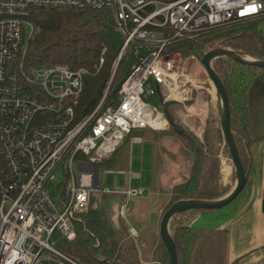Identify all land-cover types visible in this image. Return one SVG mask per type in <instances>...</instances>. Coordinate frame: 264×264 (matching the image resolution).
Instances as JSON below:
<instances>
[{
	"label": "built area",
	"instance_id": "2783aa9c",
	"mask_svg": "<svg viewBox=\"0 0 264 264\" xmlns=\"http://www.w3.org/2000/svg\"><path fill=\"white\" fill-rule=\"evenodd\" d=\"M40 8L105 11L112 17L123 42L111 78L132 43L144 47L117 102L103 106L107 86L95 108L78 119L82 70L61 64L26 68L35 34L30 13ZM253 20L264 21V0H0V264H42L51 257L58 264H79L59 253L51 238L58 233L73 240L79 215L98 208L99 194L106 192L95 165L134 130L168 129L150 98L184 105L201 88L187 74V61L169 47ZM122 193L134 199L142 190ZM125 213L121 204L116 215L122 219ZM128 233L137 238L133 228Z\"/></svg>",
	"mask_w": 264,
	"mask_h": 264
},
{
	"label": "trees",
	"instance_id": "16d2710c",
	"mask_svg": "<svg viewBox=\"0 0 264 264\" xmlns=\"http://www.w3.org/2000/svg\"><path fill=\"white\" fill-rule=\"evenodd\" d=\"M30 18L35 24V34L27 45L26 68L34 70L61 64L70 69L83 71V93L75 105L78 119L93 110L110 79L107 101L117 102L121 83L133 65L146 53L142 45L132 43L122 55L111 78L112 67L123 38L115 31L114 21L105 11L40 8L33 9ZM257 23L255 20L239 21L233 25L210 30L197 41L178 42L169 49L179 53L184 60L195 58L200 61L209 50L229 48L264 61V29L258 27ZM102 51L104 62L99 67ZM212 68L226 90L231 118L230 131L247 181L252 165L250 146L257 140L264 139V136L253 138L249 133L246 95L252 78L255 77L264 83V70L246 68L226 58L214 60ZM149 102L162 113L169 127L165 131L145 129L143 138L157 142L165 136H170L188 150L192 158L188 177L171 188L170 198L162 216L167 208L177 201L197 199L212 201L227 196L235 183V175L233 171V183L224 186L219 168L211 161L209 122L205 123L202 136L199 138L181 122L175 120L170 109L175 103H162L157 95L150 98ZM189 103L190 101L186 102ZM131 139L130 135H126L120 147L95 167L100 172L126 170V150ZM224 149L229 156L226 146ZM106 196L100 195L97 209L79 215L80 219L74 223L73 240L68 241L54 233L51 238L54 248L79 264H146L139 257L136 244L127 238V227L123 223L119 224L121 230L119 233L113 226V213L107 209ZM212 211L216 210L183 211L169 220L168 231L174 242L177 264H211L198 255V251L205 246L204 240L201 233L189 227L187 222L198 213ZM218 243L217 240L216 245ZM153 261L152 264L169 263V256L161 241L153 250ZM229 264H237V261Z\"/></svg>",
	"mask_w": 264,
	"mask_h": 264
},
{
	"label": "crops",
	"instance_id": "0c3cea01",
	"mask_svg": "<svg viewBox=\"0 0 264 264\" xmlns=\"http://www.w3.org/2000/svg\"><path fill=\"white\" fill-rule=\"evenodd\" d=\"M248 88L246 95L249 118L248 130L250 133L254 129L249 108L251 106V111H253L256 107L263 116V125L259 124L260 134L256 137H262L264 136V83L256 79L251 82ZM186 113L190 118L187 119L188 121L186 120L189 123L188 127L191 131L195 127L196 131L193 133L198 137L202 136L201 133L204 130L205 123L209 122L208 134L211 161L219 168L221 179L223 177L227 178V175L229 176L231 185V181L233 183V165L230 157L227 154L225 155V143L220 119L221 108L216 91L210 93L207 102L203 100L194 101L192 106L186 107ZM143 140L146 139L142 137L135 142H142ZM132 142L134 141L131 139ZM152 142L154 143L156 156H158L154 165L158 175L151 187L149 197L145 199L140 197L128 199L123 193L117 194L119 197L118 208L123 202L129 200L136 202L131 212L128 213L125 209V218L121 219L116 215L118 208L113 215L118 224L123 223L128 230L133 228L137 232L135 240L129 237V233L127 238L136 244L139 257L146 264L154 262L153 250L160 241L159 223L163 209L170 198L171 188L188 177L192 159L190 152L170 136ZM250 154L252 165L248 180L237 198L222 209L212 211V213H198L187 222V225L197 232H208L209 237L214 240L219 241L222 234L223 236L227 234L228 264L233 261H237V264H257L264 259V139L257 140L250 146ZM116 171H120L117 172V174H120L122 169ZM104 172L111 173L113 171L105 170ZM138 177L139 174L131 175V178L135 180ZM225 184L224 186H226Z\"/></svg>",
	"mask_w": 264,
	"mask_h": 264
},
{
	"label": "rangeland",
	"instance_id": "374dc122",
	"mask_svg": "<svg viewBox=\"0 0 264 264\" xmlns=\"http://www.w3.org/2000/svg\"><path fill=\"white\" fill-rule=\"evenodd\" d=\"M258 27L264 29V21H259ZM181 58V57H180ZM184 60V59H183ZM186 62V72L189 74L192 79L194 80V84L201 87L199 91L194 90L192 92L191 98L193 100L190 101L189 104L184 103V105L175 103L173 106L170 107L171 112L174 114V118L177 122H181L187 130L191 129L188 127L186 120L190 119L188 114L186 113V107H190L194 104V101H209L210 93H214L215 89L212 86V83L208 76L204 73V70L201 66L200 61L195 58L185 59ZM238 65V64H237ZM114 67V66H113ZM112 67V70H113ZM197 67V69H196ZM117 68V67H116ZM116 70V69H115ZM112 72V71H111ZM111 80V79H110ZM256 78H252V82H254ZM110 82V81H109ZM108 82V84H109ZM107 84V86H108ZM106 86V87H107ZM105 90V89H104ZM103 90V94L104 91ZM103 97V95H102ZM101 97V99H102ZM98 101V103L101 101ZM108 97L105 98L103 102V106L110 104L107 101ZM97 103V104H98ZM96 104V105H97ZM95 105V106H96ZM94 106V108H95ZM93 108V109H94ZM250 106L249 112H251V119L252 123H254V129L251 130V136L255 138L259 132V124L262 126V117L261 112L255 107L253 111ZM187 120V121H188ZM260 121V122H259ZM195 127L191 133L195 132ZM194 134V133H193ZM195 135V134H194ZM200 138V137H199ZM152 141L143 140L142 142H132L129 144L127 148V163H126V170L120 171L112 170L113 172H100L98 176V181L100 182V189L101 191L106 192V194H102L100 192L99 195H107V209L111 211L114 215V211L117 210L119 206V197L117 194H121L122 192L126 191L127 188H141L142 195L140 196L141 199L148 198L150 195L151 187L154 185V181L157 179V173L155 171V162L156 158V151ZM227 153H225L226 155ZM233 165V164H232ZM233 169V168H232ZM234 171V169H233ZM139 174V177L135 179L131 178V175ZM226 176L225 173H223ZM56 182L59 179L58 173L56 174ZM227 178L223 177L225 185H230L229 176ZM232 184V181H231ZM234 186V185H233ZM136 202V201H135ZM134 200H129L127 202H123L122 204L125 205L126 212H131L134 207ZM156 216V215H155ZM113 226L115 227L116 231L121 233L119 224L113 218ZM202 235V240H204L205 246L198 251V255L200 257L206 259L211 264H222L221 261L228 264V255L226 251L227 245V234L223 236V234L219 237V243L216 245V241L213 238L209 237V233L206 231H199ZM225 238V239H224ZM221 260V261H220ZM42 264H58V259L51 257L47 262Z\"/></svg>",
	"mask_w": 264,
	"mask_h": 264
},
{
	"label": "water",
	"instance_id": "95a60500",
	"mask_svg": "<svg viewBox=\"0 0 264 264\" xmlns=\"http://www.w3.org/2000/svg\"><path fill=\"white\" fill-rule=\"evenodd\" d=\"M241 53H237L233 49L229 48H217L209 50L205 53L200 60L201 66L204 70V73L210 79L213 88L216 91V94L219 99V104L221 108L220 119H221V129L224 137V143L229 151V157L231 164H233L234 175H235V184L233 188L227 193V196L212 200H182L177 201L170 205L164 215L162 216L159 223V239L164 246L166 253L169 256L168 264H177V258L175 256V246L174 242L171 239V236L168 231V222L172 216L182 213L183 211H197V210H219L226 207L233 200L237 198L244 186L246 185L245 173L243 171L242 164H240L238 151L235 148L233 135L230 131V108L228 103V97L226 94L225 88L222 87V84L219 80L217 73H215L212 68V62L219 58H226L230 61L244 66L250 69L264 70V61L255 57H250L251 61H248ZM144 134L143 130H134L130 133L131 138H142Z\"/></svg>",
	"mask_w": 264,
	"mask_h": 264
},
{
	"label": "bare ground",
	"instance_id": "6f19581e",
	"mask_svg": "<svg viewBox=\"0 0 264 264\" xmlns=\"http://www.w3.org/2000/svg\"><path fill=\"white\" fill-rule=\"evenodd\" d=\"M245 58H246L248 61H251V58H250V57H247V56H246Z\"/></svg>",
	"mask_w": 264,
	"mask_h": 264
}]
</instances>
